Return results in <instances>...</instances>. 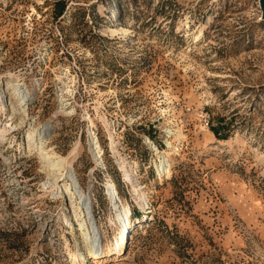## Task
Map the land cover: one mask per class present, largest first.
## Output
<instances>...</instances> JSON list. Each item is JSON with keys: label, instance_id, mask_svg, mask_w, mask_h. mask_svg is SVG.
Returning <instances> with one entry per match:
<instances>
[{"label": "rangeland", "instance_id": "1", "mask_svg": "<svg viewBox=\"0 0 264 264\" xmlns=\"http://www.w3.org/2000/svg\"><path fill=\"white\" fill-rule=\"evenodd\" d=\"M263 3L0 0V264H264ZM49 118L98 261L28 140Z\"/></svg>", "mask_w": 264, "mask_h": 264}, {"label": "bare ground", "instance_id": "2", "mask_svg": "<svg viewBox=\"0 0 264 264\" xmlns=\"http://www.w3.org/2000/svg\"><path fill=\"white\" fill-rule=\"evenodd\" d=\"M262 1L264 2V0H262ZM210 23L211 22L209 20L207 22V25H209ZM196 37L198 40L199 35ZM17 94H18V98H19L20 102L26 103V104L28 103L27 102L28 98L31 96L30 92L22 91V90L18 89ZM51 124H52V118H49L41 126H38V131H36L34 129L33 131L29 132L28 140L31 144L33 143V145H34L35 141L34 142H32V141L34 140L36 135L38 136V143H37L38 149L41 151L40 153L42 156H44L45 160L51 164V165L49 164L50 165L49 171L51 169H53V170L55 169L59 173V174L56 173L57 176L51 183L53 184V186L56 188V190L58 192L67 193L70 196L71 201H72L71 203L74 206L73 209H75V211H76L77 218L75 221H77L79 223L81 230H82L83 234L85 235V239L88 242L87 249H88L89 253L93 255L94 261H98L100 251H102L103 256H106L107 254H109L106 252V250H109L111 248L108 245L106 247L103 244V242L100 240V233H99L100 231H99L98 225L96 224L95 220H93V217L91 215L92 212L89 211L90 209H92L91 203L87 197L86 192L79 190L78 186L76 185V182L73 180L72 171L70 169L71 161L69 160V157L57 155L55 152H50L51 150L49 151L47 149V146H46L47 139L45 138V136L47 134V131L50 129ZM5 129H6V127L4 128V131H3V129L0 128V130H2L3 132H5ZM7 130L8 129H6V131ZM109 138L111 139L112 143L114 145H116L113 131H110ZM36 140H37V138H36ZM169 145L171 146L172 143L170 142ZM115 150H117L116 147H115ZM164 165H165L164 163L158 164L159 172L163 171L165 169H167L168 172H171L169 170V168L168 167L165 168ZM122 171L125 172L126 178L131 180L132 176H131L128 168H127L126 163L122 164ZM51 172H53V171H51ZM60 181H64L63 184H61ZM59 183L61 185H59ZM114 188H116V186H115V184L112 183L109 187V190L114 189ZM123 207H124V211L127 215V218H129V215L131 213L130 207L129 206H123ZM114 209L117 211L121 210V206L119 205V203L117 201L115 202ZM128 236L129 235H125V233H124L121 237V240L117 243L116 248H117V250L119 249L120 252H122L123 249L126 247ZM70 254H71V258L75 261L82 258V253L80 251H78V252H72L71 251Z\"/></svg>", "mask_w": 264, "mask_h": 264}, {"label": "trees", "instance_id": "3", "mask_svg": "<svg viewBox=\"0 0 264 264\" xmlns=\"http://www.w3.org/2000/svg\"><path fill=\"white\" fill-rule=\"evenodd\" d=\"M59 5V4H58ZM63 7H61L58 11V13H60L62 11ZM213 130L216 132V133H219V129L218 128H213ZM223 138H227V136H223Z\"/></svg>", "mask_w": 264, "mask_h": 264}, {"label": "water", "instance_id": "4", "mask_svg": "<svg viewBox=\"0 0 264 264\" xmlns=\"http://www.w3.org/2000/svg\"><path fill=\"white\" fill-rule=\"evenodd\" d=\"M264 4V3H263Z\"/></svg>", "mask_w": 264, "mask_h": 264}]
</instances>
